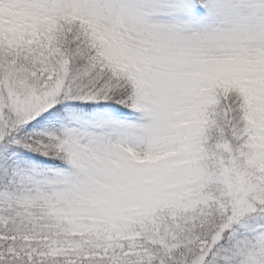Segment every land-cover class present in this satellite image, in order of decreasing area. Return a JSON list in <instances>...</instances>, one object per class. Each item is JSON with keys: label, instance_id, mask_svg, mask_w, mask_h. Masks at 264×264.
<instances>
[{"label": "rangeland", "instance_id": "374dc122", "mask_svg": "<svg viewBox=\"0 0 264 264\" xmlns=\"http://www.w3.org/2000/svg\"><path fill=\"white\" fill-rule=\"evenodd\" d=\"M72 22L136 83L143 114L26 122L11 146L0 132V152L29 154L0 190V264H264V0H0L16 115L57 93ZM232 88L247 112L228 137L210 108ZM51 151L64 164L34 160Z\"/></svg>", "mask_w": 264, "mask_h": 264}, {"label": "trees", "instance_id": "16d2710c", "mask_svg": "<svg viewBox=\"0 0 264 264\" xmlns=\"http://www.w3.org/2000/svg\"><path fill=\"white\" fill-rule=\"evenodd\" d=\"M185 6H200L207 9L215 7L219 0H181ZM69 33L63 43L62 76L57 93L46 102L40 101L39 110L35 117H27L25 113L16 115L20 107L25 104V99L17 100L10 92L9 78L0 76V110L4 127L0 129L4 135L3 142L11 146L9 140L16 132L24 133L23 127L28 122L29 127L41 126L53 119L62 123H68L71 117L83 116L94 118H134L143 114L140 91L127 76H119L111 69L104 68L96 59V47L91 41V31L85 25L72 22L69 25ZM95 95L94 100H85L77 97ZM221 101L210 108L211 116L224 128L228 137L232 136V130L239 128L244 121L246 106L244 95L234 88L228 92ZM45 105H44V104ZM43 104V105H42ZM29 154L21 153L19 157H12L11 153L0 152V190L8 188L11 169L22 163ZM28 158V157H27ZM34 160L47 169L64 164L61 158L56 157L51 151L47 156L35 155ZM207 229L198 227L190 233L192 235H206ZM189 238V239H190ZM188 239V240H189ZM189 259L192 260L198 253L195 246L189 244L186 247ZM177 254L164 262L157 264H182L177 259ZM4 264H37L28 263L25 260H14Z\"/></svg>", "mask_w": 264, "mask_h": 264}]
</instances>
